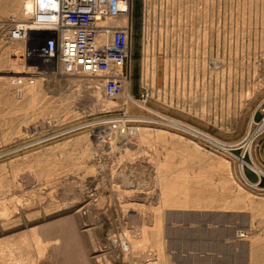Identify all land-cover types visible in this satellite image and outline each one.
Listing matches in <instances>:
<instances>
[{"label":"rangeland","instance_id":"obj_1","mask_svg":"<svg viewBox=\"0 0 264 264\" xmlns=\"http://www.w3.org/2000/svg\"><path fill=\"white\" fill-rule=\"evenodd\" d=\"M11 5L0 0V243L41 236L39 264H249L240 244L256 237L264 264V174L252 168L264 173V0H134L114 100L98 79L28 61Z\"/></svg>","mask_w":264,"mask_h":264},{"label":"built area","instance_id":"obj_2","mask_svg":"<svg viewBox=\"0 0 264 264\" xmlns=\"http://www.w3.org/2000/svg\"><path fill=\"white\" fill-rule=\"evenodd\" d=\"M33 1L30 24L20 27L14 22L11 26L12 38L30 45L25 58L40 61L61 76L98 79L106 99L119 97L132 55L134 0ZM129 17L131 22L119 24ZM29 69L32 74L17 77L19 91L36 83L40 68ZM109 127L123 135L129 131L124 124Z\"/></svg>","mask_w":264,"mask_h":264},{"label":"bare ground","instance_id":"obj_3","mask_svg":"<svg viewBox=\"0 0 264 264\" xmlns=\"http://www.w3.org/2000/svg\"><path fill=\"white\" fill-rule=\"evenodd\" d=\"M6 1V3L7 4H10V3H12V5H11V7H12V9H8L7 7L5 8V10L3 11V14L5 15V16H7L8 14H14L17 18H19V20H21L20 21V23L22 24L20 27H26V26H28L29 24H30V14L32 13V10H33V8H34V1L33 0H5ZM2 11V10H1ZM129 19V18H128ZM123 21V22H122ZM122 21H120L119 22V24L120 25H122V24H126V19H124V20H122ZM19 24V23H18ZM20 25V24H19ZM103 86V85H102ZM127 99L128 100H131V96H130V93H127ZM121 121V120H120ZM120 121H112L113 123L115 122V123H119V124H122V123H125V121L123 122H120ZM111 121H110V123H108V124H113ZM105 125V124H104ZM264 125V124H263ZM190 129V128H189ZM101 134V133H100ZM205 140V139H204ZM217 143V142H216ZM247 145H248V147H250V145H251V143H250V141L249 140H247L246 142H245ZM226 146V145H225ZM247 147V146H246ZM163 167V166H162ZM161 168V167H160ZM252 168H254L256 171H258L257 172V174H264L260 169H258V167H252ZM162 173V172H161ZM240 173H241V176H242V178H243V180H245L246 182H249L248 181V179H247V177H246V175H245V170H244V166H240ZM264 176V175H263ZM244 181V182H245ZM169 183V182H168ZM250 185V184H249ZM165 191L164 192H162V198H163V200H164V202H166V203H171V200H174V199H169V198H177L176 196H174V194H175V192H172L173 190L172 189H170V188H168V186L164 189ZM200 191V190H199ZM203 193V192H202ZM199 194V193H198ZM204 194V193H203ZM202 195V194H201ZM183 197H184V195H183ZM189 197V196H188ZM200 197V196H199ZM168 198V199H167ZM179 198V197H178ZM185 199H184V201H186L188 198H187V196L186 197H184ZM197 198V197H196ZM209 199H210V197H209ZM180 200V199H179ZM195 201V200H194ZM196 201H198V200H196ZM201 201V200H200ZM174 202V203H173ZM172 202V205L173 204H175L176 202L175 201H173ZM183 202V201H182ZM202 202V201H201ZM200 202V203H201ZM179 204H180V201H179ZM178 205V204H177ZM179 206V205H178ZM16 207V206H15ZM14 207V208H15ZM175 207H177V206H175ZM182 207H183V205H182ZM193 207V206H192ZM205 208V207H204ZM208 208V207H207ZM13 209V208H12ZM1 210V209H0ZM7 210V209H6ZM1 214H0V216L2 215V217H5V219H6V214L3 216V214H4V212H3V214H2V212H0ZM7 214H8V212H6ZM9 213H11V211L9 212ZM15 214V213H14ZM24 214V213H23ZM9 215H11V214H9ZM25 215V214H24ZM19 216V215H18ZM45 216V215H44ZM16 217V216H15ZM8 218V217H7ZM13 219V218H12ZM4 222H6V221H4ZM3 222V223H4ZM9 222V221H8ZM11 222V221H10ZM9 222V224H11ZM12 222H14V221H12ZM8 224V223H7ZM72 224H75V223H73L72 222ZM5 224H2V228H3V226H4ZM7 226V225H6ZM42 227H44V226H42ZM41 227V228H42ZM49 227V226H48ZM45 228V227H44ZM4 229H6V228H4ZM3 229V230H4ZM38 229V228H37ZM36 229V230H37ZM46 229V228H45ZM89 229V228H88ZM34 229H32V231H33ZM42 230V229H41ZM29 231V230H28ZM31 231V230H30ZM29 231V232H30ZM35 231V230H34ZM28 232V233H29ZM22 233H26V232H21L20 234H21V236L23 237V236H26V235H22ZM31 233V232H30ZM34 233V232H33ZM144 233H145V231H144ZM40 234H42L41 233V231H40ZM19 235V234H18ZM17 235V236H18ZM30 235V234H29ZM10 236V235H9ZM20 236V235H19ZM145 236V235H144ZM13 237V236H12ZM39 237H41V236H38V235H36L35 233L34 234H32L31 236H29V238H30V240L29 239H26V240H22L21 239V237L20 238H18L17 237V239H12L13 241H11V240H8V242H6V241H4V238H3V241L5 242V243H0V264H39L38 262H39V259H41L40 257H38L37 256V250H35V253H32L31 254V248L33 247V246H37L40 242H41V239L39 238ZM9 237H7V238H5V239H8ZM11 238V237H10ZM9 238V239H10ZM14 238V237H13ZM25 238V237H24ZM28 238V237H27ZM0 242H2L1 240H0ZM2 244V245H1ZM133 244H138V243H133ZM132 244V245H133ZM141 244H143V247H144V244L145 243H139V245L138 246H140ZM137 246V245H136ZM136 246H133V247H136ZM137 246V247H138ZM141 247V246H140ZM34 249V248H33ZM36 249V248H35ZM44 249H45V251H46V254H45V256L44 257H46V256H54V254H57V253H53V252H51L50 253V249L47 247V246H45L44 247ZM143 250V249H142ZM34 251V250H33ZM91 257H92V260H94V261H96V259H97V257L94 255V253L92 252L91 253ZM99 260V259H98ZM43 264V263H42Z\"/></svg>","mask_w":264,"mask_h":264},{"label":"crops","instance_id":"obj_4","mask_svg":"<svg viewBox=\"0 0 264 264\" xmlns=\"http://www.w3.org/2000/svg\"><path fill=\"white\" fill-rule=\"evenodd\" d=\"M215 233H211V239H214L215 238ZM256 237H254L253 239H252V241L251 242H248V241H245V240H243V241H245V242H243L242 243V245L240 244V246H244V247H248V249H249V253H248V251L247 250H245L246 251V254H248V257H249V264H260V263H258V262H256L257 260H253V253H254V247H256ZM248 242V243H247ZM227 246H231L230 245V243L229 244H227ZM237 247H238V245H236ZM208 249L209 250H211V242H209V247H208ZM247 263H248V261H247Z\"/></svg>","mask_w":264,"mask_h":264}]
</instances>
